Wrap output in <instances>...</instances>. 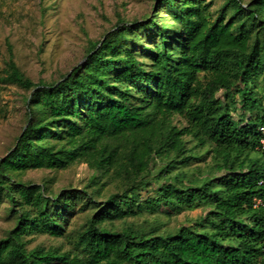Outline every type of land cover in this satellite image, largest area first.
<instances>
[{
  "label": "trees",
  "instance_id": "16d2710c",
  "mask_svg": "<svg viewBox=\"0 0 264 264\" xmlns=\"http://www.w3.org/2000/svg\"><path fill=\"white\" fill-rule=\"evenodd\" d=\"M213 4L118 13L51 81L31 80L8 44L0 83L27 94L0 157V199L15 216L0 264H264V0ZM79 163L92 171L81 188L21 176ZM77 205L89 213L72 246L28 247L32 235L64 236ZM196 207L205 213L191 225L157 218ZM141 215L157 219L129 221Z\"/></svg>",
  "mask_w": 264,
  "mask_h": 264
},
{
  "label": "rangeland",
  "instance_id": "374dc122",
  "mask_svg": "<svg viewBox=\"0 0 264 264\" xmlns=\"http://www.w3.org/2000/svg\"><path fill=\"white\" fill-rule=\"evenodd\" d=\"M213 1L215 9L221 0ZM150 4L151 0H0V75L10 44L15 62L31 80L51 81L83 60L88 41L100 38L115 22L118 13L128 19L139 18L149 10ZM26 94L16 85L0 83V157L6 154L24 125ZM173 122L178 126L185 124L179 116L174 117ZM91 173L85 163H79L63 170L30 169L21 176L37 183L51 179V188L57 191L83 187ZM113 189L112 184L106 186L102 195ZM8 206V200L1 198L0 237L15 222ZM88 213L77 205L76 212L64 226V236L32 235L28 237V247L42 245L68 249ZM204 213L203 207H196L157 218L164 228L174 229L182 224H194ZM157 218L141 215L129 221L146 226ZM119 225L117 221L115 226Z\"/></svg>",
  "mask_w": 264,
  "mask_h": 264
},
{
  "label": "built area",
  "instance_id": "2783aa9c",
  "mask_svg": "<svg viewBox=\"0 0 264 264\" xmlns=\"http://www.w3.org/2000/svg\"><path fill=\"white\" fill-rule=\"evenodd\" d=\"M260 131L263 133V136L260 138V141H259V149L264 154V126L260 127ZM259 183L264 185V179H261Z\"/></svg>",
  "mask_w": 264,
  "mask_h": 264
},
{
  "label": "water",
  "instance_id": "95a60500",
  "mask_svg": "<svg viewBox=\"0 0 264 264\" xmlns=\"http://www.w3.org/2000/svg\"><path fill=\"white\" fill-rule=\"evenodd\" d=\"M83 60H84V58H83ZM80 62H82V61H80ZM80 62H78V63H80ZM11 149H12V148H11ZM11 149H9V151H10ZM9 151H8V152H9Z\"/></svg>",
  "mask_w": 264,
  "mask_h": 264
}]
</instances>
